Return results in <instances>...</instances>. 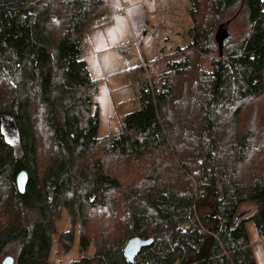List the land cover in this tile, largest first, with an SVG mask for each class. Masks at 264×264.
I'll use <instances>...</instances> for the list:
<instances>
[{
    "label": "trees",
    "instance_id": "16d2710c",
    "mask_svg": "<svg viewBox=\"0 0 264 264\" xmlns=\"http://www.w3.org/2000/svg\"><path fill=\"white\" fill-rule=\"evenodd\" d=\"M188 3L185 45L145 62L140 107L101 140L84 36L109 21L104 0H0V264L10 245L14 264H54L64 212L71 229L57 253L79 227L70 264H257L246 223L264 238V0ZM239 11L248 35L209 58L219 22ZM245 203L255 206L247 217ZM134 237L153 242L131 263Z\"/></svg>",
    "mask_w": 264,
    "mask_h": 264
},
{
    "label": "rangeland",
    "instance_id": "374dc122",
    "mask_svg": "<svg viewBox=\"0 0 264 264\" xmlns=\"http://www.w3.org/2000/svg\"><path fill=\"white\" fill-rule=\"evenodd\" d=\"M107 1L109 3V0ZM139 1L142 2V0ZM143 3L141 7L146 8V10L143 11V16H139V22L141 24L146 23L145 27L148 32L144 40L137 41V43H140L138 47L133 46L130 49V53H120L118 49L108 45L105 39L98 41L94 30L84 36L85 60L98 86L96 101L99 109L98 136L101 140L118 134L121 129V119L140 107L138 91L141 81L147 75L146 71L142 69L145 64L144 61L152 63L166 54H171L176 46H184L188 40L187 32L193 25V20L188 13V0H163L162 2L159 0H144ZM113 8H115L114 3L112 4ZM218 26L220 40L217 39V42H221L225 35L230 36L228 43L224 46V48H229L230 50H233L243 41L250 31L247 15L243 11L223 16ZM100 38L103 39L102 37ZM214 48L215 53L208 56L209 58L218 57L220 49L216 43ZM200 62L202 63V61ZM170 114L176 117L172 113ZM37 129L42 139L43 150L46 151L49 146L46 141L47 134L40 125H38ZM6 134L11 143L14 145L18 143L16 132L13 128H9V124H7ZM181 139L186 144V140ZM170 158L163 157L159 161L161 163H170L172 162ZM173 159L176 161L174 157ZM123 170L126 172L127 179L136 181L137 172L135 173L133 170L130 172V169L128 172L127 168H123ZM254 210L255 206L250 203H245L240 208L241 214L245 217L253 213ZM94 223L98 224L96 220ZM55 227L57 234L54 235L52 260L54 264H70L72 260L79 258V227L76 225L73 247L66 254L56 252L58 251L56 241L58 234L71 229L66 212L56 221ZM246 228L257 264H264V238H259L255 224L252 221L246 223ZM17 251L18 247L16 245H10L6 249L2 261L5 259L15 260Z\"/></svg>",
    "mask_w": 264,
    "mask_h": 264
},
{
    "label": "crops",
    "instance_id": "0c3cea01",
    "mask_svg": "<svg viewBox=\"0 0 264 264\" xmlns=\"http://www.w3.org/2000/svg\"><path fill=\"white\" fill-rule=\"evenodd\" d=\"M143 1L144 0H142V2L139 0H109L108 3L107 0H104L109 21L102 26L92 29L96 32V39L98 41L105 39L108 45L116 49L118 45L129 41L133 42L135 47H138L140 43H137V41L144 40L148 32L145 27L146 23L141 24L139 22V16H143V11L146 10V8L141 7V4H144ZM159 1L162 2L163 0ZM113 3L115 8L112 9ZM112 10H114V12H112ZM140 26H142V28H140ZM119 35L120 37H118Z\"/></svg>",
    "mask_w": 264,
    "mask_h": 264
},
{
    "label": "water",
    "instance_id": "95a60500",
    "mask_svg": "<svg viewBox=\"0 0 264 264\" xmlns=\"http://www.w3.org/2000/svg\"><path fill=\"white\" fill-rule=\"evenodd\" d=\"M230 39V36H223L222 41L219 42V49L221 52V56H222V50L224 48V46L228 43ZM220 40V38H219ZM3 121V127H4V131L6 132L7 130V124H9V128H13L14 129V122L12 119H9L8 117H3L2 118ZM27 181H28V175L25 171H22L18 174L16 182H17V187L18 190L23 193L26 189V185H27ZM153 242V239H141L139 237H134L131 238L127 244L125 245L124 248V254L127 258V260L129 262H134L135 258L137 257V255L140 253L141 249L144 247L149 246L151 243ZM2 264H14V260L12 259H5Z\"/></svg>",
    "mask_w": 264,
    "mask_h": 264
},
{
    "label": "built area",
    "instance_id": "2783aa9c",
    "mask_svg": "<svg viewBox=\"0 0 264 264\" xmlns=\"http://www.w3.org/2000/svg\"><path fill=\"white\" fill-rule=\"evenodd\" d=\"M133 46H135V44L129 41L118 45L117 49L120 53L124 54V53H128ZM144 67H146V64H144Z\"/></svg>",
    "mask_w": 264,
    "mask_h": 264
}]
</instances>
